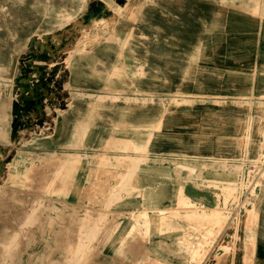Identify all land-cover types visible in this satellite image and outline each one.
<instances>
[{
	"label": "rangeland",
	"instance_id": "obj_1",
	"mask_svg": "<svg viewBox=\"0 0 264 264\" xmlns=\"http://www.w3.org/2000/svg\"><path fill=\"white\" fill-rule=\"evenodd\" d=\"M220 2L0 0V264H84L94 252L134 255L138 264H264L258 222L264 142L258 158L244 152L224 164L147 147L159 111L177 101L181 122L169 135L191 141L202 114L228 119L237 112L242 99L232 97L243 84L251 86L252 100L264 98V37L241 14L230 24L227 9L215 26ZM22 93L35 105L24 104ZM82 103L81 112L94 115L80 123L68 119L63 138L70 147L62 146L57 118L67 104L76 113ZM204 130L212 141L221 135ZM66 152L75 154L67 158L68 177L60 179L63 167L48 191L50 160ZM125 154L143 156L150 169L134 168L142 159H122ZM83 176L93 179L82 184ZM189 185L205 197L191 196ZM129 222L134 225L125 228ZM144 228L154 236L147 238Z\"/></svg>",
	"mask_w": 264,
	"mask_h": 264
},
{
	"label": "crops",
	"instance_id": "obj_2",
	"mask_svg": "<svg viewBox=\"0 0 264 264\" xmlns=\"http://www.w3.org/2000/svg\"><path fill=\"white\" fill-rule=\"evenodd\" d=\"M225 9H227L229 12L232 13L229 19L230 24L233 21H235L236 15L241 14L240 16L245 17L249 21L250 25L253 28H255V32L257 34L262 33L264 37V0H260L259 2H255L252 5H248V6L243 5L241 3L239 4L235 2L229 3V2H225L224 0H221V2L218 5V8L216 9V15L214 16V19L216 20L215 26H217L219 23L220 25L224 23L222 22L223 18L221 14ZM202 47H203L202 45H199L197 47L196 53L194 54L195 56L199 55L200 51L202 50ZM251 66H252V63H251ZM257 66H258V63H257ZM75 68H77L76 64H75ZM193 69H194V66L190 65L189 73ZM262 70L264 71V64H262ZM68 75H69V70H68ZM68 75L66 76V79H68ZM244 77L248 79L247 74H245ZM66 79H64L63 85ZM246 87H248V89H246ZM243 90L245 92H243ZM246 92L248 93L249 96H247L246 98H242L241 95ZM252 95L253 94L251 92V86L243 84L240 91L237 93H234V96L232 97L233 101H237V99L249 101V103L246 101V103H248V109H249V111L247 112L243 111L242 100H241L240 104H236L235 108L237 112L231 118L227 119L220 112H214V111H210V113H207V114H202L200 118L201 121L199 122V124L201 125V128H197L195 136L193 137V139H191V141L185 140L184 138H182L181 135H176V136L169 135L168 131L170 129H173L175 125L181 122L180 120L177 119V116H176V112L180 111L182 108L180 107L181 106L180 102L177 101L179 104L178 107H175L173 109L165 108L163 112L159 111L158 128L156 130V133H151L149 136L148 143H147L148 151L153 150L154 153L156 152L157 154H163L162 152H165V154L169 157L171 155H175V157H177L179 154V155H187V156L190 155V156H195V157L206 156L207 158H213L214 160H225V161H213V162H217L221 164H224L226 162H237L236 161L237 159H234V158L242 157L244 152L248 153V156H249L253 152L257 151L258 145L264 142V114L256 113V109H255L257 108V105L264 106V98H259L260 94H258V98L260 100L258 99L252 100ZM71 96L72 95H68L69 98ZM99 96L102 97L101 95ZM96 99L93 104L94 109L98 108L97 107L98 101ZM160 104L161 102H159V108H160ZM81 105L82 107H80V104L76 107V111H77L76 113H73V112L69 113L68 111L70 110V107H68V104H67L66 108H62V110L64 111L63 113L60 114L58 118H57L58 116L57 114H56L57 116L54 115V118L59 119V122L56 123L55 131H59V129L61 130L60 143L62 146H69L65 143L64 138H63V128L67 124L68 119L69 121H75L76 123H80V119L81 121H83L84 119H86L85 118L86 116L88 118H91L94 115V111L92 109L90 110V112L85 113V114L81 112L82 111L81 109L86 110L85 103H82ZM91 124L92 123H90V127H92ZM205 126H208L212 128L213 130L219 131L221 135H218L212 141L211 133L204 130ZM93 128L96 129L100 127H93ZM70 140H73V139L71 138L68 141ZM69 147L67 151H70V152L75 151L73 149L69 150ZM87 147H90V146H87ZM147 147L143 153L147 152ZM79 149L82 150V148H79ZM77 152L80 153L79 150H77ZM69 156L70 157L75 156V154L68 153V152H66L65 154H56V156L52 160H50V165L52 166V169L51 171H48L49 174H44L45 175L44 184H45V188L48 191H50L51 187L53 188L54 186L53 184L59 180L58 172L61 169H63V167L64 169L62 171V175L60 179L62 178V181L64 183V179L68 177L70 166H69V162L67 161V158ZM121 158L122 159L141 158L142 159L141 163L138 164L134 168L150 169V168H147L149 167V165L143 162V156L125 154V155H121ZM161 165L169 166L167 164H161ZM81 166L82 165L80 162L79 166L77 167L78 173H81L82 171L84 172ZM156 169L162 170V171L163 170L168 171L167 168L163 169L161 166L157 167ZM129 176H131V174H126L123 178L127 180L130 178ZM220 177L221 179L224 180V177L222 176ZM84 178H86V176H83L82 181H81L82 184H86L87 182L93 179V177L91 178L88 177L89 179L85 182ZM63 183L61 185L62 188H65L66 186L68 187L69 181H68V184L66 185ZM188 190H189V194L193 197H198V196L205 197L204 195L207 193L197 188L194 185H189ZM114 195L115 194L111 193L109 198H107L106 203L110 204L111 202H113L112 197H114ZM258 222L261 223L264 229V197L262 199L259 212H258ZM118 224L121 225V223H118ZM133 225H134L133 223L129 222L128 224H124L123 226L125 228H131ZM160 226L162 225L160 224V221H158V227ZM144 231L146 233L147 238L149 237L151 238V236H154V232H151L150 230H147V229L145 230V228H144ZM127 233L128 231L126 230L125 235H127ZM128 235L130 236V233ZM129 236H127V238ZM160 237L161 236H158V239L163 238V237L162 238ZM127 238L125 239L127 240ZM159 241L160 240H157V246L161 250V247L158 244ZM112 248L114 249V247ZM260 252L264 253L263 246L261 247ZM163 253L166 254L165 252ZM136 258L137 257H135L134 255H132L130 258H126V256L124 258V256H121V255H116L115 257H113L111 255H107L101 252H97V253L94 252L93 254L89 255V258H87L84 264H138L139 261L134 260ZM143 264H147V263H143Z\"/></svg>",
	"mask_w": 264,
	"mask_h": 264
},
{
	"label": "water",
	"instance_id": "obj_3",
	"mask_svg": "<svg viewBox=\"0 0 264 264\" xmlns=\"http://www.w3.org/2000/svg\"><path fill=\"white\" fill-rule=\"evenodd\" d=\"M17 84H18L19 86H21V87H24V92H25L26 90H27V91L29 90V85H25L26 83H25L24 81H22V80H18V81H17ZM24 92H23V93H24ZM23 93H22V98H23V102H24V104L29 103V104H31V105L34 106L35 103H36L37 101H36L35 99H32V98L30 99L31 96H23ZM16 106H18V107H23V109H24V106H25V105H24V106H23V105L21 106V104L18 103V105L16 104ZM25 107H26V106H25ZM16 113H17L16 115H19L20 112L17 110ZM16 121H17V119L14 118V126H15V124H16ZM14 134H15V129L13 130L12 136H14ZM4 149H5V148L0 147V150L4 151Z\"/></svg>",
	"mask_w": 264,
	"mask_h": 264
},
{
	"label": "bare ground",
	"instance_id": "obj_4",
	"mask_svg": "<svg viewBox=\"0 0 264 264\" xmlns=\"http://www.w3.org/2000/svg\"><path fill=\"white\" fill-rule=\"evenodd\" d=\"M127 5L128 4H125V6L124 7H122V6H117V9L119 10V9H124L125 7H127ZM260 14V13H259ZM257 15V14H256ZM110 20H111V22H113L114 20H116V18L115 17H112V18H110ZM89 24V23H88ZM87 24V25H88ZM113 32H114V30H113ZM46 40V39H45ZM45 42H47V41H45ZM257 111V113L258 114H264V107H262L261 109H257L256 110ZM261 119V118H260ZM6 135V134H5ZM2 132H1V137H3V138H6V136H5ZM248 141V140H247ZM247 144V143H246ZM238 150V149H237ZM252 158H258L259 157V155H260V149H259V146L257 147V151L256 152H253L252 154ZM1 159V158H0ZM14 240V239H13ZM219 262H220V260H218V262H217V264H219Z\"/></svg>",
	"mask_w": 264,
	"mask_h": 264
}]
</instances>
